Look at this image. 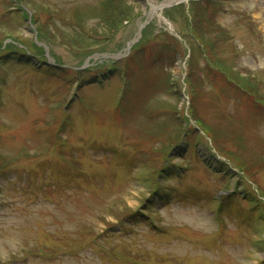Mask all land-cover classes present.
<instances>
[{
	"label": "rangeland",
	"instance_id": "374dc122",
	"mask_svg": "<svg viewBox=\"0 0 264 264\" xmlns=\"http://www.w3.org/2000/svg\"><path fill=\"white\" fill-rule=\"evenodd\" d=\"M104 1L0 0V264H264V0Z\"/></svg>",
	"mask_w": 264,
	"mask_h": 264
},
{
	"label": "trees",
	"instance_id": "16d2710c",
	"mask_svg": "<svg viewBox=\"0 0 264 264\" xmlns=\"http://www.w3.org/2000/svg\"><path fill=\"white\" fill-rule=\"evenodd\" d=\"M99 18H100V23H103L104 28H107V30H113L114 32L120 27V25L128 20L130 18L129 16V10L122 5H117L114 4L112 0H105L99 9ZM77 24L80 26V21L77 20ZM145 29V28H144ZM141 32V37L140 39L145 40L146 36V30ZM140 39L136 42L140 41ZM173 42L168 43L165 45L163 48L165 52L168 54L171 53V51H174L175 43L177 44V40L175 38H172ZM136 44V45H137ZM258 204V203H256ZM264 208V205L262 206Z\"/></svg>",
	"mask_w": 264,
	"mask_h": 264
},
{
	"label": "water",
	"instance_id": "95a60500",
	"mask_svg": "<svg viewBox=\"0 0 264 264\" xmlns=\"http://www.w3.org/2000/svg\"><path fill=\"white\" fill-rule=\"evenodd\" d=\"M182 0H177L176 2H181ZM170 5V3H168V4H165V5H160V6H157V7H154V8H156V9H160V8H162V7H167V6H169Z\"/></svg>",
	"mask_w": 264,
	"mask_h": 264
},
{
	"label": "bare ground",
	"instance_id": "6f19581e",
	"mask_svg": "<svg viewBox=\"0 0 264 264\" xmlns=\"http://www.w3.org/2000/svg\"><path fill=\"white\" fill-rule=\"evenodd\" d=\"M140 30H141V26L139 27V31H138V33L140 32Z\"/></svg>",
	"mask_w": 264,
	"mask_h": 264
}]
</instances>
